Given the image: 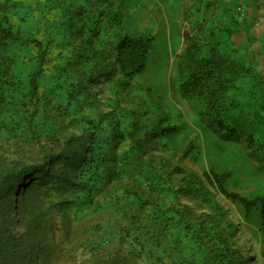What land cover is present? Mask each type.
<instances>
[{"label": "rangeland", "instance_id": "374dc122", "mask_svg": "<svg viewBox=\"0 0 264 264\" xmlns=\"http://www.w3.org/2000/svg\"><path fill=\"white\" fill-rule=\"evenodd\" d=\"M119 1L0 0V18L5 26L12 28L14 34L0 51V134L10 141L12 148L21 149L13 155L20 164L34 160L37 154L34 149L36 141L32 138L27 124L30 113L24 108L32 89V74L37 70L39 62L35 38L41 37L43 31L53 37L61 34L59 38L62 47L67 51L72 50L80 44L81 36L78 31L83 25V28L90 30V27L84 24L85 21L89 25L96 24L91 26L101 30L100 37L92 45L104 53L107 52L106 54H111L113 58L118 39L135 25L138 26L139 20L143 21L142 25L149 22L145 14L132 15L127 20L128 12L135 1L131 0L129 9ZM43 12L46 14L45 21L42 19ZM156 39L158 40L153 44L154 50L150 54L145 72L139 74L141 77L134 79L135 85L129 90L115 92V84L104 81V77L97 88H93L94 94L88 95L86 90L80 87L81 81L88 74L87 69L95 63L92 45H89L90 49L86 48L81 52L89 54L90 61L84 55L81 59L82 65L74 68H69L60 61L62 64L56 65L59 68L54 74L45 72L37 78L41 90L52 98L47 106L49 111L43 110L35 118L37 136L58 137L59 126L54 120V111H51V108H54L57 114L69 118L68 123L61 126L63 132H94L93 147L100 154L101 161L104 159L103 155L107 154L108 164L100 169L90 164L82 168L78 173L79 177L75 179L79 188L71 195L74 202L65 208L64 226L57 222L54 229L50 228L52 226L47 227L38 238L30 239L26 244L27 257L17 254L13 264H223L224 255L221 254V249L207 238L201 239L203 246L198 241V227L194 231L190 228V223L180 220L176 213L169 210L171 200L178 198L180 200L176 202L181 203L182 207L185 204L197 206L182 194H176L180 175H174L175 181L167 179L165 184L172 165H176L178 161L187 165L186 159H178L181 154L174 151L176 145L172 139L169 138L168 146H164L167 138L158 136L152 139V144L156 146L155 150L159 154L155 163L148 159L149 154L137 162L129 159V154H133L129 153L131 148L129 149L127 142L133 130V110L143 126H157L158 123H163L165 127L178 125V131L183 127L181 122L186 116L185 112H190L178 96L175 65L170 61L165 39L161 36ZM51 48L48 61L50 58V62L53 59L54 63H57L61 57L66 56L58 51L55 40ZM53 50L56 52H52ZM76 52H70L74 59L78 57ZM78 62L79 60L75 61ZM49 66L47 64L46 68ZM156 74L161 80L166 79L167 74V93L155 82ZM145 83L153 87L152 92L147 93L136 87ZM158 96L163 100L171 98L176 110L173 112L170 105L163 104L164 111H160ZM109 112L116 116L125 136L118 138V134L113 135L108 122L111 118ZM189 131L188 128L187 132ZM180 137L184 140V136ZM193 141L196 142V138H193ZM207 145L208 154L214 152L219 155L218 164H223L229 159V149H222L224 147L220 144L215 147ZM126 187L137 189L150 202L156 204L143 209L139 197L127 192ZM161 194H164V198ZM7 197L11 218L16 221L13 215L14 197ZM218 197L238 224L236 234L231 238L230 253H240L245 260L244 264H263L264 230L259 223V214L254 213L257 223L255 225L251 220L253 211L247 214L239 204H232L220 195ZM18 225L13 222V226ZM148 227L158 232L155 238L149 239ZM146 241L149 245L144 247L142 242ZM22 246L24 243L21 241L17 248Z\"/></svg>", "mask_w": 264, "mask_h": 264}, {"label": "trees", "instance_id": "16d2710c", "mask_svg": "<svg viewBox=\"0 0 264 264\" xmlns=\"http://www.w3.org/2000/svg\"><path fill=\"white\" fill-rule=\"evenodd\" d=\"M122 2L128 9L130 8L131 0L119 1V3ZM45 15V12H43L42 19L45 18ZM113 18L115 19V16ZM85 23L87 27H90V30L83 28V25L78 31V35L81 36L80 44L74 46L72 50L68 49L67 51L62 47L59 38L61 34L58 37H53L50 33L43 31V37L41 35V37L38 36L34 40L38 48L37 57L39 62L37 70L32 74V89L24 108L30 113L27 124L32 138L36 141L34 149L37 154H35V159L20 164L13 155L21 149L15 150L12 148L9 145L10 141L0 134V264H13L17 254L27 257L26 244L30 239L38 238L42 232L46 231L47 227L52 226L50 228L54 229L57 222H61V225L64 226L65 208L71 206V203L74 202L71 195L74 194L75 189L79 188V184L75 182V179L79 177L78 173L86 164L95 165L97 169L108 164L107 154L103 155L104 159L101 161L100 154L93 147L94 132L91 130L63 132L61 126H65L69 118L57 114V110L54 108H51V111H54V120L59 126L58 137L46 136L41 138L37 136L38 127L35 124V118L43 110H47V106L50 105L52 99L45 95L44 90H41L37 78L45 72L54 74L55 70L59 68L56 65L62 64L60 61L69 68H74L82 65L81 59L84 58V55L88 61L91 60L89 54H81V52L83 49H90L89 45L96 42V39L100 37L101 30H96V27H93L96 24L90 23L93 25L91 26L84 21ZM115 23H112V25H115ZM42 25L45 27L44 24ZM205 29L204 25L198 24L184 32L185 45L174 63L178 96L183 105H186L188 109L190 108L191 112L195 113L207 128L225 140L244 141L247 148L252 151L255 148L253 134L239 128L231 121L226 109L228 94L242 71L228 58L217 53L214 48L211 49L210 55L205 56L202 54L203 47L209 43V36L204 33ZM13 36L12 28L5 26L0 18V51ZM154 39V35L135 36L125 32L112 55L114 59L111 54H106L107 52L104 53L95 45H92L95 63L87 69L88 74L81 81L80 87L84 88L88 95L94 94L93 88L98 86L101 78L104 77V81L115 84V92L122 89H131L135 85L134 79L137 76L141 77L142 75L139 76V74L145 72L148 66L147 63L150 59V52L153 51ZM53 40L57 42L58 51L66 55L61 57L57 63H54L53 59L50 62V58L48 61ZM56 50L52 52H56ZM73 50L77 51V59L70 56V52H73ZM76 60H79V62L75 63ZM47 64L51 66L46 68ZM136 87L145 90L147 93L153 91V87L147 83L138 84ZM158 100L160 111H164L165 104L170 105L173 112L176 110L171 98L163 100L158 96ZM109 114L111 118L108 122H110L113 135L118 134V138L125 136V132L119 127L120 123L116 116L112 112H109ZM131 115L133 116V130L130 132L127 142L130 145L129 149L131 148L129 153L133 154H129V159L137 162L139 159L144 158L146 154H149L148 159L155 163L159 154L155 150L156 146L152 144V139L158 136L162 139L167 138L164 146H168L169 138H172L178 131L179 126L168 125L165 127L163 123H158L157 126L151 124L143 126L139 122L135 110L132 111ZM180 141L182 142L183 139L179 136L177 138L178 144L181 143ZM164 146L163 148H165ZM194 146V142H191L178 159L184 160ZM115 156L118 158L116 154ZM176 163V165L171 166L170 171L168 170L169 178H166L165 184H167V179L175 181L174 175H180L176 194H182L190 202H195L197 206L195 207V204H185L182 207L181 203L176 202L180 200L178 198L175 201L171 200L168 205L169 210L174 214L176 213L180 220L190 223V228L194 231L198 227V241L203 246L204 243L201 239L207 238L209 242L212 241L216 247L220 248L221 254L224 255L223 264H244L245 260L240 253H230L231 238L235 236L238 224L230 216L229 210L221 203L218 196H222L224 200H228L232 204H239L247 214H250L256 207H260L262 229L264 230V195L249 198L240 192L231 190L228 186L230 172L218 173L214 169L200 172L183 162L178 161ZM160 175L163 176L161 173ZM126 191L139 197L143 203L141 206L143 209L156 204L150 202L137 189L126 187ZM150 192L153 191L150 190ZM8 194L14 197L13 215L16 221L12 220L7 206ZM161 197L164 198V194H161ZM13 222L19 224L18 227L13 226ZM147 232L149 233V239L155 238L158 233L150 227H148ZM21 241L24 246L17 248ZM142 245L147 247L149 242H142Z\"/></svg>", "mask_w": 264, "mask_h": 264}, {"label": "crops", "instance_id": "0c3cea01", "mask_svg": "<svg viewBox=\"0 0 264 264\" xmlns=\"http://www.w3.org/2000/svg\"><path fill=\"white\" fill-rule=\"evenodd\" d=\"M134 1L127 20L132 15L145 14L149 22L142 25L143 21L139 20L138 26L127 32L135 36L153 34L155 44L156 38H164L173 64L184 48V32L202 24L206 28L205 35L209 36L202 54L210 55L214 48L241 69V75L228 94L226 109L231 121L253 134L255 148L251 151L244 141L223 139L207 128L186 105L190 112H185L183 127L171 139L176 145L174 151L182 154L196 138L193 150L185 158L187 166L200 172L209 169L230 172L228 186L231 190L249 198L264 195V0ZM180 135L184 140L178 144ZM216 143L230 151L229 159L223 164L217 163L218 154L207 153V144L215 147ZM254 213L259 214L262 227L260 207L253 210L251 217L256 225Z\"/></svg>", "mask_w": 264, "mask_h": 264}, {"label": "bare ground", "instance_id": "6f19581e", "mask_svg": "<svg viewBox=\"0 0 264 264\" xmlns=\"http://www.w3.org/2000/svg\"><path fill=\"white\" fill-rule=\"evenodd\" d=\"M133 25H134V23H133ZM154 78H155V82H157V85L159 84L160 88L164 91V93H167V90L169 89V84H168V80H167V78H168L167 74H166V79H164V80H161V77L158 74L154 75ZM218 145H219V143H216V146H218Z\"/></svg>", "mask_w": 264, "mask_h": 264}]
</instances>
